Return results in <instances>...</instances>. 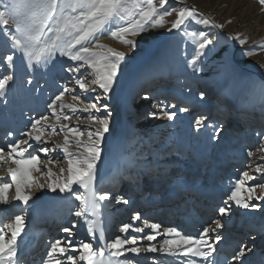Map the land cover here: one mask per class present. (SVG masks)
Returning a JSON list of instances; mask_svg holds the SVG:
<instances>
[{
	"label": "snow or ice",
	"instance_id": "obj_1",
	"mask_svg": "<svg viewBox=\"0 0 264 264\" xmlns=\"http://www.w3.org/2000/svg\"><path fill=\"white\" fill-rule=\"evenodd\" d=\"M169 0H6L0 3V33L9 41L14 52L7 54L5 60L9 68L12 66L16 52H19L29 68L34 65H47L57 55L67 57L71 61L77 62L75 67L66 69L69 73H80L75 83L83 92H95L96 88L102 90L104 98H107L117 83L121 72V62L125 59L126 53L118 51L109 45L100 42V36L111 35L113 38L122 41L130 48L135 49L137 44L129 36H136L145 32L148 28L165 27L170 24L168 31H181L188 23L196 21L204 25H211L214 28H223V24L215 23L210 17H206L194 5L178 8H168ZM264 11V0H258ZM178 4H184V0H177ZM175 14V19L169 21L167 18ZM230 22V21H229ZM187 38L195 44V52L189 65L196 70L197 61L205 54V49L213 44V39L204 31H184ZM234 39H238L240 44L246 42L237 34ZM252 55V52L247 53ZM90 68L92 72L91 87L86 83V79L81 73V69ZM14 76L9 73L0 77V96H4L10 82ZM31 79L28 83H31ZM69 90L64 88L48 107L52 110L57 122L70 121L71 116L64 113L65 109L72 113H86L88 123L83 125L87 131H81V125L71 126L59 123L50 124L48 116H40L31 124V129L25 133L27 139L16 140L8 145L9 152L5 156L4 148H0V163L6 159L15 164L9 167L8 177H0V206H6L9 202V191L15 188V201L23 206H27L33 199L32 194L27 189L32 185L34 179L33 171L41 170L40 153L47 156L50 152L59 149L67 159V168H61L62 175L56 176L51 167L52 161L49 159L43 167L47 169L45 175L51 178L47 184H39L40 189L45 187L55 192L70 194L79 203L73 213L75 217L81 218L87 224L88 232L97 236L101 244L94 248L93 243L73 244L70 240L56 239L49 243L48 251L41 259V264H134L133 259L125 256L126 253L139 257L141 252L162 251L168 256L183 255L187 258L186 264H198L194 258H200L205 264H214L211 259L216 252V244L222 239L217 234V229L224 225L220 220H214L212 224L203 227L198 235H185L176 227L164 228L163 232L172 237L164 241L158 249L155 245H149L145 249L139 247H126L136 245L138 237L121 238L116 236L107 241L101 219L102 202L111 199V193L100 192L96 188L97 163L102 156V144L105 134L110 131L111 112L107 111L109 105L101 104V96L94 97L92 102L84 104L81 108L76 103H65L64 96ZM203 98L204 93H200ZM73 101L80 98L72 97ZM147 99V96H145ZM82 103V102H81ZM174 107V106H173ZM101 109L107 111L103 117L96 115ZM181 112H186V108H181ZM155 115V113H150ZM163 115L169 120L176 118L175 111H164ZM206 117L200 116L195 119V127H211L216 129L213 137L218 138L219 126L205 124ZM98 125L93 128L92 125ZM49 130L50 133L49 134ZM63 132V143L56 144L52 136ZM11 135V133L9 134ZM87 136V142L81 137ZM74 137L75 139H70ZM36 142L41 146L37 152L25 155L27 149L32 147L30 142ZM75 143L76 151L70 150L69 145ZM82 149V150H79ZM249 156L254 153L249 151ZM256 172L264 178V166L257 165ZM255 180V176L244 171L238 179L227 198L224 200V207H220L218 212L221 217L228 214L231 204L245 209H259L260 204L249 203L258 201L264 197L256 194V188L264 189V183L247 186V181ZM75 186V188H74ZM119 201L128 204L129 201L123 196ZM95 219H89V217ZM133 220H140V213H135ZM146 227L153 230L161 229L160 224L149 225L144 221ZM214 225V227H213ZM65 227L63 232L71 234L72 228ZM131 224H123L122 232L129 233ZM25 230V217L15 215L11 217H0V264H20L18 256V238ZM136 232H142L143 228H136ZM211 234H215L214 240ZM139 239L153 241L155 235H147ZM251 248L241 245L232 256V261L242 264ZM122 257H124L122 259Z\"/></svg>",
	"mask_w": 264,
	"mask_h": 264
},
{
	"label": "rangeland",
	"instance_id": "obj_2",
	"mask_svg": "<svg viewBox=\"0 0 264 264\" xmlns=\"http://www.w3.org/2000/svg\"><path fill=\"white\" fill-rule=\"evenodd\" d=\"M3 2H6V0H0V3H3ZM184 2H188L190 4L189 5L187 3L178 4L177 0H169L166 7L178 8V7L194 5L200 12L204 14H208L210 18L215 21V23L223 24L224 27L214 28L211 25H204L196 21H191L188 23L187 27L182 28L181 31L173 30L169 32L167 29L168 27H170V24H167L165 25V27L148 28L145 30V32L141 34H137L136 36H141L139 38L138 43L135 40L136 36L128 37L129 39H132L133 37V40H135L136 44L139 46L137 50L135 51V53H133V54H136L135 55L136 57L132 56L131 54L129 55V53H127V51H125L122 48H114L118 51H123L126 53L125 59L121 62V68L123 69H128L130 63H131L130 67L132 68L137 63L142 62L144 59H148L149 64L147 63L146 66L143 65V68H141L137 72L134 71L132 74L133 76H136L137 74H140V73L142 74L144 72V69L147 68L146 72L148 76H150V79H148L147 81H149L152 84V86L154 85L156 86L157 84L161 83L163 80L170 78L167 82L169 84L171 82L174 85L172 88L173 94L175 95V97L177 96V94H179L178 97L182 96L183 97V98L181 97L182 100L185 101L181 103V106L179 108L174 107L173 110L180 111L181 108L189 109L190 107L192 109V105L190 101L192 102L195 101L194 102L195 104L196 103L199 104V107H196L197 110L196 109L194 111L192 110V112L190 111L180 112L181 114L179 115V120L176 125L177 126L176 128L177 136L175 134L174 135L171 134V137H169L168 133L161 134L164 136L166 135L167 139H169L167 143L164 144V146L162 147V150H160L159 148L153 147L156 144L155 142L159 139L158 137H149V138L143 137L142 139L135 138L137 139L135 140L137 142H134L132 138L128 137V142H129V145L127 148L128 151H130L132 147L136 146L134 150L135 152H137V154L133 152L132 156L137 159H130L131 163L138 165L140 163L145 164V162H147L148 160L155 161L154 164L157 167L156 171H158L159 168H161V167H158L160 166L158 158L160 156L161 157L165 156L166 154L170 152H171L170 154H172L175 151L178 152L179 150L178 148L182 145L181 150L185 146L183 149L185 151H183L182 153L183 158H186V160H184V162H186L185 164L187 163L190 164L189 166L194 169V172H197L198 170H200L201 177L203 180H208V177H210V179L215 178V180L222 179L220 175H222L223 173L220 174L218 172L215 174V172L211 173V171H208L207 173V169L209 170V167L207 166L209 162V157H214L218 159L219 161L220 159L222 160V158H228V159H237V164L243 163V164L238 165L237 167L235 165L231 168V174H232V179L234 183L238 179L241 178L242 173L244 171H248L250 175L255 176V179H257L253 181H247L246 182L247 186L251 187L255 184L264 183V178H261V180L258 179V177L261 176V174H259V176L257 177V175H254L255 172L251 171L249 166H247L248 162L252 158V156L248 155V152L250 151V147L249 149H247L246 148L247 145H245L244 143L242 142L236 143L235 139L232 136L228 137L227 139L222 140L223 142H221L220 144L223 154L225 153V155H223L222 157L220 156V154L216 153L217 146H216L215 140H217V138H214L212 135L216 129L211 128V127H201L199 130H197L194 124L195 119L199 118L200 116L206 117V121H205L206 125L207 124L216 125V126H219L220 128L222 125H224L223 123L224 121H229V122H226L227 123L226 126L233 125L235 123L227 119L228 116H225L224 113H222L223 117H219L221 113L217 114V112L215 111L217 109L216 107L213 106V102L215 99H216L215 101L218 102L217 99L221 98L224 102L226 99L230 98L229 99L230 102L228 103L230 104L234 103L235 113L237 115L239 114L240 116L239 119H241V116L243 115V113L241 112H243L244 109L249 106L252 100V97L254 95L253 93L257 91V89L260 86V83L264 79V77L261 79L259 75L257 74L259 73L264 76V67L261 65V61L264 59V11L261 10L262 6L259 4L258 0H184ZM0 10H3V9L0 8ZM173 16H171L170 19L169 17L167 19L169 21L175 19V14H173ZM225 30H227L229 33L225 32ZM184 31H204V32H207L210 38L213 39V44L205 49V54L197 61V66H196L195 71L189 65L188 61L192 59L196 46L192 42V40H190L183 34ZM150 32L153 33L152 36L150 35ZM237 34H239L240 38H243L246 40L244 44H240L238 39H234V37H236ZM105 36L106 35H102L100 37L103 38ZM145 36H148V38L142 40L143 37ZM116 40L117 42L120 41L118 39H115V41ZM159 41H161V43L163 44L162 49L160 47L156 50H153V48L150 49L154 44L157 45ZM14 51L15 50H13L10 46V41L2 33H0V77H2L3 75L9 74L12 66H16L18 64L17 65L18 77L16 78L15 82L12 83L13 85H9V87L7 88L5 92V95L0 96V120H2L3 115L4 116L6 115V117L8 118V122L10 123V121L12 120V117L15 116L14 118L17 119L19 124L22 125L23 123L27 125L28 127V126H31L30 124H32L34 120L39 119V117L42 116L43 113L48 114L50 112L46 109L48 108V105L51 103L52 99L55 98L54 92L63 91L62 89L65 88L68 82L67 78H69L70 74H73V73L67 72L66 69L68 67H75L77 62L71 61L67 57H62V56L57 55L47 65H34L33 67L29 68L25 60L22 58L21 54L19 52H16L14 56L13 64L9 68L5 60V56ZM220 51H221L220 55H217ZM249 52H252L253 54L248 55L247 53ZM234 58H236V60L239 62L243 61L246 64H249L248 65L249 69L246 71L248 72V74L242 75L240 85L237 91L234 93V96H231L233 88H234V84H235L234 78H236L239 74L238 70H234L235 68H233L234 63H236V60H232ZM131 60L133 62H131ZM251 60L252 62H250ZM210 67L212 68V70H210ZM89 69L90 68L81 69V73H83L86 79V83L93 86L91 84L92 75L90 74ZM210 71L211 73L207 74ZM252 71H256L257 73H254ZM73 75L76 77L72 79L69 82V84L66 86L69 90L70 89L74 90L76 88L75 80L81 74L76 73ZM224 76L225 77L228 76L226 77L227 81H224V85L230 84L229 88L225 89L226 90L225 92H221L219 90L221 93L217 91L218 92L217 95L215 94L206 95L204 91L198 90L199 88L198 84L200 82V79L209 78V82L213 81L212 83L214 84L215 82L222 79ZM29 79H31L32 81L31 83H28L27 80ZM93 87H95V85ZM77 92L78 91H76V93ZM202 92L204 93L203 98H201L200 96V93ZM81 93L79 92V94ZM262 94H263L262 100L258 104H256L255 107L258 108L257 112L259 114L264 115V113H262L264 112V92ZM97 95H100L101 99L102 98L106 99L103 97V94L99 92V90L96 88L95 96ZM107 100H109V101H105L109 105V108L107 109V111L111 112L109 133H111L112 135V132H114V130L116 129V126L121 124L122 119L120 118L119 111L113 110L112 108V105L114 104L113 101L115 100V96L108 98ZM178 104L180 105V103ZM182 106H185V107H182ZM201 106L203 107L201 108ZM205 107H207L208 108L207 110L209 111H210V108H212L213 113H210V112L207 113L208 111L205 112L206 111L204 110ZM40 111H43V113ZM107 111L101 110V112L98 115L100 117H103L107 114ZM233 113L234 112L228 115L233 116ZM221 118H225V119H221ZM240 123H242V120L240 121ZM137 125L138 126H136L135 124L136 127L140 126L139 124ZM248 125L250 124L247 123V126ZM23 128L24 127L22 126L21 128H19V130L22 131ZM257 129L258 128H255V130ZM81 131H84V130L81 128ZM137 132L138 131L134 133H137ZM5 133L3 134L4 136L6 135ZM18 137H20L19 138L20 140H24L27 138V137L26 138L23 137L22 135ZM0 138H2L0 141L6 140V137L5 138L1 137V134H0ZM257 138H259L258 140L261 142L264 141V136H261V138L260 137H257ZM30 143L32 144V147L31 149L26 151L25 155H28L29 153H33L35 152V150L38 151L39 147L44 146V145H38V143L34 141ZM208 144L210 145V147ZM176 145H179L177 149H176ZM45 146H51V145H45ZM168 149H170V151ZM63 155L64 154L63 153L61 154V151L55 150L54 152H50L47 156L45 155L41 156L40 163L43 158H48V159H51L52 161H55L54 163H52V165H55L56 168H60L62 162L65 160ZM148 155H151V156H148ZM157 155L158 157H156ZM152 156L156 157L155 160L150 159V157ZM262 156L264 157V154ZM141 158L143 159L142 161H141ZM207 160L208 162H206ZM6 161L8 160H5L4 162L0 163L1 164L0 169L3 170L5 180H7V177L9 175L8 172L5 170L6 163H7ZM9 163H11V161ZM263 163H264V160H263ZM221 164L218 165L217 169L221 167ZM226 165H229V164L226 163ZM124 168L126 167L122 166L123 170ZM224 169L226 170L227 168H224ZM161 170L164 171V173L156 172L155 176L157 178H155L154 180L158 182L160 186L161 194L164 196L168 193L169 188L166 186H165L166 188H164L163 183H160L159 181L158 177L161 175L160 177L162 179V175L165 174V169L162 168ZM140 172L141 173L139 174H143L142 171ZM118 173L119 172H113L111 174L106 173L103 176V178L100 179L99 183L97 184L98 185L97 190L100 192L105 191V188L103 187V184L105 183V181L106 180H116V178L120 177ZM175 173L177 172L175 171ZM32 175L34 179L32 181V185L27 189V191H29L32 194L33 196L32 200H34L41 194V190L38 187L40 177H39L38 171H33ZM151 176H152V173L151 175L150 174L147 175L146 179L149 181L153 180ZM173 176H169V177L173 180L174 178ZM137 177H139L140 180H143L142 179L143 176L140 177L137 175ZM228 177L231 178V176L227 175V180H229ZM167 179H165V181L171 180V179L169 180ZM136 181H139V180L137 179ZM120 183L122 186V182ZM219 184L220 183L218 182L217 185ZM191 190L194 191V189L192 188ZM158 192H159V189L156 190L155 196L154 198H152L154 200H151L152 203L159 202ZM138 193H141V192L138 191ZM256 194L264 197V189L257 187ZM70 196L71 195L68 194V196L65 198L64 200L65 203L54 205L47 212L46 216H47V219L49 218L48 220L49 223L57 222L55 218L58 214V208H60L61 212L59 213V217H62L63 220H70L69 222H71V225L73 223L78 224L77 217H75L73 213L76 209V205L79 202L76 201L73 197L71 199ZM144 197L145 196L143 195L139 197L140 203L145 202L147 197H145V199ZM14 198H15V188L13 187L9 191V202L8 203H10L11 205L7 204L5 206L7 207L10 205V208H11V210L7 214H11V211L14 208L19 209L18 210L19 215L27 214L25 210L32 209L31 208L33 207L32 200L29 201V204L27 206H23L17 203ZM176 198H178V196H176ZM180 202L184 203V200ZM229 203L232 206L228 214L225 215V217H226V220L231 222L232 227L231 225L229 226L233 229L237 226L236 224H233V223H236V222L243 223L244 220L242 219L246 215V213L254 212L253 214L256 215L261 210H263L262 213H264V209H262L264 208V199L258 200V201H249V203L260 204L259 209H252V208L245 209L242 207L235 206L233 202H229ZM222 205L223 207L225 206L223 202H222ZM58 206H61V207H58ZM154 206L158 207L159 205H154ZM159 207L163 208V206H159ZM215 211H217L215 212V215H218L219 213L218 209L217 210L215 209ZM262 213H261L262 216L260 217L264 218V214ZM6 216L9 217L8 215ZM31 216H32V212H28L27 217H25V225L30 220ZM103 221H106L105 217ZM262 223L263 222L255 223L256 224L255 227H259L260 224ZM63 224H60V227H62ZM73 228H74L73 231L76 230L75 227ZM249 231H250L249 234L254 235V233L256 232V229L253 227V228H250ZM44 232H46V230ZM58 232H60V230L57 229L55 231L56 235L63 234V233H58ZM245 232H247V230ZM118 236L122 238L121 234H119ZM71 239L75 241V244H80V243H85L88 238L84 236V234H81L80 237L77 238L78 239L77 241L75 237H72ZM232 241H235V239L233 238ZM224 242L227 243L228 241L225 240ZM263 263L264 261L261 264Z\"/></svg>",
	"mask_w": 264,
	"mask_h": 264
},
{
	"label": "bare ground",
	"instance_id": "obj_3",
	"mask_svg": "<svg viewBox=\"0 0 264 264\" xmlns=\"http://www.w3.org/2000/svg\"><path fill=\"white\" fill-rule=\"evenodd\" d=\"M170 18H171V16L169 17V19ZM152 34L153 33L150 32L151 36H152ZM140 37L141 36H136L135 40L137 41V43L139 42V38ZM146 38H148V36L143 37L142 40H144ZM132 39H133V37H132ZM161 41H159L157 45L154 44L150 49L153 48V50H156L159 47L162 49L163 44L161 43ZM100 42L103 43V44L109 45L112 48H122L125 51H127V53H129V55L131 54L132 56L136 55V54H133V53H135V51L139 47L137 45L135 49H132V48L128 47L126 44L122 43L121 41H119V42H117V40L115 41V38H113L111 35H106L103 38L100 37ZM220 53H221V51L217 55H220ZM251 59H253V58H251ZM232 60H236V58H234ZM131 62H133V61L131 60ZM250 62H252V60ZM263 62H264V59L261 61V65L264 67V63ZM147 63L149 64L148 59H144L142 62L137 63L132 68L130 67L131 63H130V65L128 63V65H129L128 69L121 68L122 70H121V72H120V74L118 76L117 83L115 84L112 92L109 94V96L106 99L102 98L101 101H100L101 104H104V103H106L105 101H109V100H107L108 98H111V97L115 96V100L113 101L114 104L112 105V108H113V110L119 111L120 118L122 119L121 120V124L116 126V129L114 130V132H112V135L109 132L105 134V138H104V141H103V144H102V156H101L100 161H98V163H97V176H96V182H95L96 183V188H98L97 184L99 183L100 179L103 178V176L106 173L107 174H111L113 172H119L118 173V175L120 176L119 178H116V180H106V182L103 184V187L105 188V191H102V192H108V193H111V195H112V192L115 191V189L119 190L121 188V183L120 182L124 181V182H126V183L128 182V184H130L131 183L130 181L132 180L133 177L139 178V177H137V175L140 173V171L143 172V174L139 175L140 177L143 176L142 182L147 181V179H146L147 174L151 175V173H153V172L156 173L157 172V171L155 172L154 169H153V168H157L156 165L154 164L155 161H149L148 160L147 162H145V164H141L140 163V165H134L133 163H131L130 159H137V158H134L132 156L133 152H135L134 149H135L136 146L132 147V148L129 147L131 149H130V151H128V149H127L128 145H129L128 137L132 138L134 140V142H137V141H135V140H137L135 138L142 139L143 137H147V138H149V137H158L159 139L155 142L156 144L153 147L159 148L160 150H162V147L164 146V144L167 143V141L169 139H167L166 135L164 136V135H161V134L168 133L169 137H171V134H173V135L175 134L177 136V133H176L177 126L176 125H177V122L179 120V115L181 114L180 113L181 111L173 110V108H170V109L167 108L165 111H175V112L177 111L176 112L177 113L176 118L173 119V120H169L167 118V116L163 115L164 111H158L161 108H163V103L162 102L158 103V110L154 111L155 115L154 116L151 115V120H152L153 123L154 122L155 123L161 122L159 125H156V126L149 125L151 123L148 120V122H147V125H149L148 127L144 124V121H143V123L140 124L139 127H136L135 124L133 122H131L129 120V118H127L128 115H126L125 113L122 112V105H121L120 97L122 95H124L125 93L131 92V90L135 94L136 93L135 92V88H138V86H139V88L141 87L140 90H144L146 88L144 86V84H141V83L144 80L147 81L148 79H150V76H148V74L146 72L147 68L145 67L146 69H144V72L142 74L140 72H139L140 74H137L136 76H133L132 74H133L134 71L137 72L141 68H143V65L146 66ZM17 65L16 66H12V68L10 70V73L14 76V80L12 82H10V85H13L12 83H14L16 78L18 77V67H17ZM248 65L249 64H246L243 61L239 62L237 60H236V63H234V67L233 68H235L234 70H238L239 74H238V76L236 78H234V80H235L234 83L235 84H234V88H233L231 96H234V93L237 91V89H238V87L240 85V81H241L242 75L243 74H248V72H246L249 69ZM89 70H90V74L92 75L91 69H89ZM210 70H212L211 67H210ZM210 73H211V71L209 73H207V74H210ZM75 77L76 76H74L73 74H70L69 78H67L68 82H67L66 86ZM226 77H228V76H226ZM226 77L224 76L222 79H220L219 81L215 82L214 84L212 83L213 81L209 82V78L200 79V82L198 84V86H199L198 90L199 91L200 90L204 91L206 93V95L207 94H215V95H217L218 94L217 91H219V90L221 92H225L226 91L225 89L229 88V86H230V84L224 85V81H227ZM169 79L170 78H167V79H165V80H163L161 82V83L165 82V84H164L165 86H163L162 88H165L166 86H169L168 85L169 83L167 82ZM132 80H133V82H132ZM210 83H212V84H210ZM93 86H91V87H93ZM97 89L99 90V92L102 93V90H100L99 88H97ZM62 90H64V89H62ZM76 91H78V92L76 93ZM79 92L80 93L82 92V93L79 94ZM263 92H264V79L260 83V86L257 89V91L255 93H253L254 95L252 97V100H251L249 106L246 107L243 112H241V113H243V115L241 116V119H239V117H240L239 114L237 115L235 113V105H234V103H232V104L228 103L229 104V109H232L230 111V113H228V114H231L232 112H234V113H233V116H229L228 115L227 119H229V120H231V122H235V123L233 125H227L226 126V124H227L226 122H229V121H224L223 122L224 125L221 126L222 130L219 131V137L217 138V140H215L216 141V146H217L216 153L220 154V156L223 155L222 149L220 147L221 146L220 145L221 142H223L222 140H225V139H227L228 137H231V136L235 139L236 143L237 142L238 143H241V142L244 143L245 145H247L246 146L247 149H249V147H250V151L252 150L254 155L252 156L251 160L248 162L249 165L247 164V166H249L251 171L255 172L254 175H257V177L259 176L260 173L256 172V166L257 165L263 166V164H264L263 163L264 157L262 156L264 154V141H262V142L259 141L258 140L259 138H257L256 135H258V133L261 132V130H264V115L259 114L257 112L258 108H256L255 106H256V104H258L262 100V98H263V96H262L263 94L262 93ZM59 93H60V91L54 92L55 96L58 95ZM143 93L146 94V92H143ZM178 95L179 94H177L176 97H175V95H170V96H172L171 97V101H172L171 107H173V106L176 107L177 106L179 108L181 106V103L185 102V101L182 100L181 97H178ZM73 96H78L80 99L77 100V101H73V99H72ZM94 96H95V92H92V91L83 92L81 89H79L78 85L76 84V88L74 90L70 89L65 94L64 102L65 103H76L82 108L84 106V104L92 102L93 99H94ZM162 98H164V97L162 96ZM138 100H140V98ZM142 100H144V99H142ZM217 101L218 102L215 101V107H216V109L218 111L217 110H215V111L217 112V114L221 113L220 117H223L222 113H224L225 104H227V101L225 100L223 102V100L221 98L217 99ZM178 103H180V105ZM192 104L193 103H191V105ZM182 107H185V106H182ZM120 109H121V111H120ZM195 109H197V108H195ZM195 109H193V111ZM207 109L208 108L205 107V109H204V110H206L205 112L208 111L207 113H209V112L213 113V109L212 108H210V111L207 110ZM219 109H221V110H219ZM46 110L50 111L48 113L49 115L47 113H43V111H40V112L43 113L42 116H48L49 117V123L50 124H57L58 125L59 123H64V124H69L70 125L72 123L71 126L79 124V125L82 126L81 128L84 131H87V129L84 128L83 125H86L88 123V120L86 118L88 114H86V113H72L70 110L65 109L64 113L70 115L71 116V120L70 121L61 120V121L57 122L56 119H55V116L52 113V110L49 107ZM101 110L104 111L103 109H101ZM187 111L192 112L191 107L189 109H187ZM100 112H98L96 115H98ZM14 117L15 116L12 117V120L10 121V123L8 122V118L6 117V115L5 116L3 115L2 120H0V134H1V137H4V138L6 137L5 141H3V140L0 141V148H4L5 156H7V153L9 152L8 145L13 143V142H15L16 140H20L19 139L20 137H18V136L22 135L23 137L26 138L25 133L28 132L31 129V126L27 127V125H25L23 123H22V125L19 124L17 119L14 118ZM221 119H225V118H221ZM241 120H242V123H240ZM247 123H249L250 125L247 126ZM22 126L24 128L21 131V130H19V128H21ZM97 126L98 125H95V124L92 125L93 128H95ZM255 128H258V129L255 130ZM136 131H138V132L134 133ZM234 131H235V133H234ZM253 131H256L253 134L255 136V138L254 139H247V141H246L245 138H246L247 133H248V135H251ZM4 133L6 134L5 136L3 135ZM10 133H11V135H9ZM49 134H51L50 130H49ZM63 136H64V133L58 131L57 135L52 136V140L56 144H62L63 143ZM161 138H163L164 140L161 139ZM1 139L2 138H0V140ZM70 139H75V138L74 137H70ZM81 139L83 141L87 142L88 138L85 135ZM38 145H40V144H38ZM181 146L178 148L179 152L181 150ZM69 147H70V150H72V151L78 150L77 146L75 145V143L70 144ZM29 149H31V148H29ZM29 149H27V150H29ZM56 150L57 151H61L59 149H56ZM79 150H82V149H79ZM52 152H54V151H52ZM213 152H215V151H213ZM62 153L63 152L61 151V154ZM135 153L137 154V152H135ZM39 155L41 157L44 154L40 153ZM63 156H64L65 160L62 162L60 168H56V166L52 165V164L49 165L51 167L53 173L56 174V176L62 175L60 173V169L61 168H65V169L67 168V159H66L65 155H63ZM156 157L152 156V157H150V159H155ZM177 157H178L177 151L173 152L172 154H168L167 156L165 155V157H161L160 156L158 158V161L160 162V164H159L160 166H158V167L164 168V166L161 164V162H169V158L173 159V158H177ZM47 159L48 158H43L41 160V170L38 171L39 177H40L39 184H45L46 186H47V184H49L51 182V178H47L46 175H45L47 169L43 167V165L49 160V159L48 160ZM142 160L143 159L141 158V161ZM215 161H216V158L209 157V164H212L211 165L212 168L215 166L214 165ZM224 161L225 160H223V159L221 160V162H222L221 167L225 171L224 168H225L226 165H225V163L223 164ZM6 162H7L6 163V168H5L6 171H7V169L9 167H15L16 166L15 164L13 165V163H9L10 160H8ZM11 165H13V166H11ZM110 165H112V166H110ZM122 166H125L126 168H124V170H123ZM151 166L152 167L154 166V167L152 168ZM0 167H1V164H0ZM173 169L175 171L177 170L175 167ZM1 170L2 169H0V177H4L3 170L2 171ZM150 170H151V173H150ZM175 171L173 172L174 173L173 174L174 178L176 177L175 175H180V172L175 173ZM165 173H168V174L172 173V169L168 170L166 168L165 169ZM187 174H189V171H187ZM261 178H262V176L258 177V179H260V180H261ZM167 180H169V179H167ZM173 180H175V182L177 181L176 179H173ZM255 180H257V179H255ZM134 181H135L136 188L138 186L143 187V185H141L142 182H139V181H136V180H134ZM214 181L216 182V180H214ZM118 183H119V185L116 186ZM212 183H213V181L209 180L206 183L205 186L209 187V186H211ZM220 183L221 184L223 183V187H221V190L219 192L218 191L217 192L221 193V194L223 193L224 195L228 191L227 190L228 188H231V187L234 186V185L231 184V183H233L232 181L227 180V176H222V180L220 181ZM122 184H123V182H122ZM124 187L125 188H123V192L128 193L129 186L125 185ZM74 188H75V186H74ZM192 189H194V191H195V190H198L200 188L195 186V185H192ZM218 189H220V187H218ZM40 190H41V194L36 199L32 200V205H33V207H32L33 209L32 210H34V222L35 223L39 222V224H38L39 226H37V229H41V228L44 227L46 232H49L50 230H52L49 233H51L52 235H55V237H57V239H61V240L67 239V240L72 241L73 244H75V241L72 240L71 237L66 235L68 233H65V232L62 231L63 234L62 235L60 234L61 236L60 235L57 236L58 234L56 235V233H55V231L57 230L56 227L59 225V223H61V224L64 223L65 224V226H63V228L72 227L71 222H69L70 220H63L62 217H59V213L61 212L60 208H58V214H57V216L55 218L57 222L49 223V221L47 219V216H46L47 212L51 209V206L52 205H56L57 201L65 200V198L68 196V193H61L59 190L53 192L47 187H45L44 189H40ZM209 190H211V188H208L205 192H207ZM140 192H142V191L140 190ZM201 194H202V192H200V195ZM218 197H220V195H218ZM179 198L180 197L178 196V198L176 200H174V201L177 204V206H181L182 205V207L184 209L188 208L189 213L186 214L187 217H186L185 221L187 222V224H191L192 225L191 227H187L185 229H179V230L182 233H184L185 235H198L203 229L202 228L200 231H197V229L199 228L197 226H200L199 223L197 222V220H199L200 217L195 214V211H190V209L194 207V203L197 202V200H196L197 198H195V197L193 198L192 194H187V195L184 196V203H181L179 201ZM114 200H117V199H114ZM143 203L139 202L138 204H139V206H143ZM8 204H10V203H8ZM10 205L7 206V207L0 206V217H3L4 215H6L11 210ZM103 205H104V202H102V204H101V217L105 215L103 213V207H104ZM126 205L127 206H131L130 203H128ZM113 206L114 207L112 209L114 211H118L120 209V207H121V206L115 207V205H113ZM177 206H173L171 210H167V208L163 206V208L161 210L164 211V212L166 211L167 212L166 215H160V214L155 213L153 211V209L156 208V206H154V205H152V206L149 205V208H152V211H150V212H148L146 209H144L145 213L143 215V219H140L137 222L139 228H143V231L142 232L129 231V237H127V238L131 239L132 236H136V237H138V240H137L136 245H127L126 247L135 246V247H139L141 249H145V248L149 247V245H155L158 249H160L161 246L164 244V241L168 240V239H172V237L169 236L168 234L164 233L163 229L153 230L150 227H146L145 224H144V221L148 222L149 219H151L152 216H153L155 218L154 221L150 220L148 222V224L149 225L154 224V223L158 224L157 221H159V219H171V218H169V215L170 216H174V218H177V221H178V217H182L183 214H182L181 210L179 209V207H177ZM58 207H61V206H58ZM159 208H161V207H159ZM126 210H127V208H126ZM25 211H27V210H25ZM110 212H113V211H110ZM15 215H19V214H16V213L12 214L11 213L9 215V217L15 216ZM24 215H26V214H23V216ZM206 216L209 219H211V217L208 214ZM121 217H123V216H121ZM130 217L132 218V216H130ZM131 218L129 219V221L132 220ZM89 219H95V217H91L90 216ZM77 220H78V224H75L76 225L75 226L76 230L73 231L74 228H72L71 234L73 235V234L77 233V234H84V236H86V237L88 236V240L86 241L87 243H93V241L96 240L97 241V246H94V248H97L101 244V242L98 240V233H97V236H93L90 233L84 232L85 230H88L87 229V224L81 218L77 217ZM215 220H220V222L224 225V227L221 228V229H217V234H219L222 237V239L215 245L216 246V252L213 254V257L211 259L214 261V264H240V262H238V261H232V256L237 252V250L239 249V247L241 245H246L245 244L246 241H245L244 244L242 242L241 245L239 246L238 245L239 240L237 241V238H241V236L239 235V233H235L236 235L234 237H237V238H234L235 241H233V243H231L230 241L225 243L223 240H226V238L228 237L229 230L231 229L232 232H233L234 229L229 226L230 222L228 220H226L225 216L221 217L219 215L217 218H215ZM202 222L206 223V224H204V227L212 224V222H209V220L206 221V222L205 221H202ZM125 223H127V221L126 222L123 221L120 225L125 224ZM31 225H34V224H32V223L29 224L27 222V224L25 225L24 232L21 234V237L18 238V245L22 241H24L25 238L30 239V235L32 233V229L30 228ZM131 225H134V224H131ZM194 225H197V226L194 227ZM260 226H262V228H264V222L262 224H260ZM84 227H86V229H84L82 231L81 229H83ZM172 227H176L177 228V225L175 224ZM213 227H214V225H213ZM103 228H104V231H105L104 224H103ZM188 228H190V231H188ZM194 229H196V230H194ZM193 230L196 233H194ZM149 234L155 235L156 239L153 240V241H148L146 239H139L140 237H145V236H147ZM261 234H264V229H262L261 231L257 232L253 236H249V241H248V244L246 246H248L249 248H251V250H253V249H257V246L259 245L260 251L257 252V254H255V255H251V251L247 252L245 257L242 258V264H254L255 262L257 263L258 257H261V256H259V254L261 252V249H264V245H263L264 241L261 240L263 235H261ZM211 236H212V239L214 240L215 234H211ZM122 238H124L123 234H122ZM75 239H76V241L78 240L77 238H75ZM39 250L43 251L40 248H39ZM125 256L127 258H129V259H133L134 260V264H186V261H187V258L184 257L183 255H178V256L173 257V256H168V255L164 254L162 251H157V252H143L142 251L139 257H135L134 254H131V253H126ZM123 258L124 257H122V259ZM194 259L197 260L198 264H205V262L202 261L200 258H194ZM23 264H25V263H23ZM32 264H41V260L32 261Z\"/></svg>",
	"mask_w": 264,
	"mask_h": 264
},
{
	"label": "water",
	"instance_id": "obj_4",
	"mask_svg": "<svg viewBox=\"0 0 264 264\" xmlns=\"http://www.w3.org/2000/svg\"><path fill=\"white\" fill-rule=\"evenodd\" d=\"M184 3H187V4H190V3H188V2H184ZM205 16L206 17H210L208 14H205ZM213 20V19H212ZM214 21V20H213ZM215 22V21H214ZM225 32H227V33H229L227 30H225ZM252 72H254V73H257L256 71H252ZM258 75H259V77L262 79L264 76L263 75H261V74H259V73H257Z\"/></svg>",
	"mask_w": 264,
	"mask_h": 264
}]
</instances>
